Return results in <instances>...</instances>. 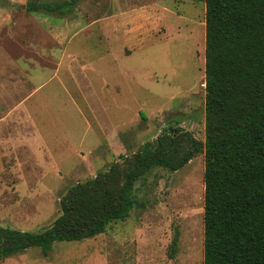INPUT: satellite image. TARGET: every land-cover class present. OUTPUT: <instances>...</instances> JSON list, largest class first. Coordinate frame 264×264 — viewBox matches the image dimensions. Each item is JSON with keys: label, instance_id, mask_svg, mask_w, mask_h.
Instances as JSON below:
<instances>
[{"label": "rangeland", "instance_id": "1", "mask_svg": "<svg viewBox=\"0 0 264 264\" xmlns=\"http://www.w3.org/2000/svg\"><path fill=\"white\" fill-rule=\"evenodd\" d=\"M205 48L203 0H0V226L43 233L70 187L134 169L145 144L163 137L177 163L186 133L205 143ZM204 173L203 148L154 165L129 218L0 264H204Z\"/></svg>", "mask_w": 264, "mask_h": 264}, {"label": "trees", "instance_id": "2", "mask_svg": "<svg viewBox=\"0 0 264 264\" xmlns=\"http://www.w3.org/2000/svg\"><path fill=\"white\" fill-rule=\"evenodd\" d=\"M206 5V140L177 163L162 137L134 156L68 189L60 215L40 234L0 226V259L56 242H81L130 217L138 178L159 165L177 171L205 152L204 264H264V0H203ZM74 1L34 2L32 13L66 15ZM170 139L171 134L165 136ZM168 154V155H167Z\"/></svg>", "mask_w": 264, "mask_h": 264}]
</instances>
